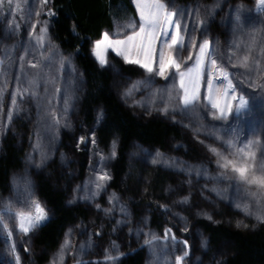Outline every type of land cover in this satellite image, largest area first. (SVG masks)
Listing matches in <instances>:
<instances>
[{"label":"rangeland","instance_id":"rangeland-1","mask_svg":"<svg viewBox=\"0 0 264 264\" xmlns=\"http://www.w3.org/2000/svg\"><path fill=\"white\" fill-rule=\"evenodd\" d=\"M29 2L36 4L37 0H12L11 11L9 10L8 0H3V7H0V28L2 29L0 59H5V48H10L12 45L16 46L11 51V56L14 59L13 67L11 68L12 74L19 71V55L25 54L24 49L31 50L32 45L35 43L29 39L30 25L36 22L34 13L30 19L27 18ZM17 3L21 5L18 11L15 10ZM175 4L178 7H186L190 13L186 14L182 19V24L187 26V32H182L185 37V44L189 45V40L192 37H195L197 42L196 48H192L189 45L187 50L181 54L182 60L186 62V67L194 65L195 55L199 52V44L203 42V39H209L211 42L210 50L214 51L218 64L229 72L237 92L249 100L248 109L239 115L234 113L226 120H213L210 115L212 111L210 105L206 108L202 107L199 110L204 118L205 127L199 133H196L192 128L190 119L183 121V123L189 124V127L185 128L182 123L174 122L171 117L166 118L159 111H152L147 106H133L136 101L153 99L151 93L154 89L142 88L139 92H135L133 98L127 102L122 98V93L132 82L147 79L149 74L138 65L125 64L121 57L116 56L109 49L106 53L109 64L104 69L110 72V88L119 103L136 119L148 120L156 118L177 124L181 130V139L169 140L162 149L133 143L127 153V171L123 178L120 196L109 187V180L103 190L93 200L77 199L76 203L69 204V200L74 199V197L86 196L89 195L90 191H95L94 182L97 176L105 172L110 174L109 166L114 159L108 158L112 151V143L107 150L100 148L97 143L95 145L92 143V136L98 125L96 117L99 111L95 112V125L93 126H86L80 119L79 104L83 97L84 86L81 71L74 62V54L66 55L62 53L57 45L50 40L51 46L57 55L52 67L45 69V72L52 76H58L57 86L61 89L70 86L72 93V103L67 113V119L71 126L68 128L60 127L59 129L67 136L65 143L61 144L59 136L54 142H49L50 135L45 134L40 142V148L34 147L37 144L34 129L40 126L38 121L43 112L42 109L38 111L34 100L24 99L18 101L22 105L23 110L18 116L14 117L13 123L7 129H3V125L7 123V108H5L3 114H0V132H3V134H0V144L3 138L10 133V137L14 138L15 144L24 148L25 151L23 170L11 175L8 193L2 198V200H11L13 203V219L11 221V225L15 229L13 239L20 241L18 245L19 254L25 258L23 264H35L32 252L24 251L25 247L31 248V244L30 241L27 244L23 242L28 238L21 236L18 230V221L15 219V212L17 211L34 212V208L23 203L24 198L20 195L23 189L21 188L18 191L13 185V177L22 180L25 173L32 181L35 193L34 198L42 204L49 216V211L38 199L34 188V179L39 173H44L48 176L55 189L65 190L67 206L81 205L87 211L85 224L75 223L65 232L68 233L71 230L70 241L73 247L64 255L63 264H76L77 259L87 260L89 264H119V261H108L105 250L109 249L114 242L121 252L127 253L130 249H139L144 245V233H155L161 237L158 247L167 249L168 255L161 256L160 264H164L165 261L168 264H175L176 255H182L183 245L179 244L172 248L170 238L169 241L165 242L163 236L166 228L172 229L171 235H175L177 240H187L189 244L188 250L190 251V264H201V261H203V264H219L221 260L230 255L231 247L226 242H220L217 246L209 244L208 249L202 248L201 237H206L209 240V236L204 231L201 222L212 225L221 224L244 232L255 231L260 226H264V223L257 222L253 216L245 215L236 208V201L248 202L242 190L238 193L235 187L229 186L228 181L218 183L212 179V177L218 175L220 169L217 167V157L209 151L210 147H216L224 155L234 151V149H226V144L224 143V141L233 138L235 134L233 130L238 133V146L242 147L244 143L252 139L264 145V87H262L264 85V73L258 76L255 71L248 73L242 68L232 67V64L237 63L238 59L242 58L248 51L249 46L252 48V57L259 60L261 65L264 66V51H262L264 50V9L260 8L258 0H211L206 5L190 0H175ZM133 6L135 8L134 4ZM208 9L213 10L212 17L207 16ZM197 12L199 15H197ZM133 17L137 22L139 21L136 9ZM133 17L115 20L123 24L127 19ZM44 19H48V17H40L41 22ZM201 19L206 22L204 27H201L199 23ZM238 24L242 26V31L237 29ZM16 25L19 27L14 28ZM13 28L14 35L9 38L8 33ZM38 28L39 25L37 26L36 34H38ZM115 31L116 26L113 21V29L104 31L98 40L102 39L105 32L111 34ZM130 32L131 29L128 30V34ZM120 38H123V35ZM98 40L91 43L89 55L99 65L92 53V49ZM21 44H23V48L20 47ZM237 44H239V47H236ZM189 53L193 56L191 60L187 58ZM44 55L47 56L49 53L45 50ZM36 57L39 58V51H37ZM27 58L31 59L32 57L28 56ZM61 58H65L66 62L70 60V63L67 64L66 70L57 72L56 69L60 67L59 61ZM112 65L119 69V73L111 67ZM120 65L132 69L135 74L125 72ZM186 67L182 66V70H186ZM26 71L32 70L26 69ZM153 80L155 88L173 87L175 85V89L179 90V78L174 75V70H172V75L167 80L159 76H154ZM221 80L222 78L216 81L218 86L221 84ZM250 84L253 86L250 87ZM16 87V81L10 78L7 85L6 100L4 101L6 106H10V94L16 90ZM45 89H48V91L46 92ZM36 91L38 96L44 98L43 104L46 105L47 101L51 100L55 111L58 114L63 112V93L53 94L52 85L47 83L46 77L41 78ZM206 91V86L201 88L202 94H206ZM205 103L203 99L200 101L201 105ZM177 119H180L179 116ZM213 126H215V129H213ZM213 131H215V135H213ZM217 135L220 136V140L216 139ZM81 137H84L86 141L83 145L79 144ZM41 150L50 153L51 159L44 167L39 168L36 165L40 163ZM157 150L168 157L174 158L177 161L176 167L169 168L163 165H153L151 160ZM256 151L259 160L261 158L260 150L257 149ZM61 155L65 157L63 163L61 162ZM82 160L83 163H81ZM181 166L186 169L201 168L207 171L201 177H197L194 174L189 177L184 171L180 170ZM159 174L160 176H158ZM157 176L164 177L163 185L159 191L153 186ZM190 178L193 181L191 186L186 182ZM214 186L221 189L227 188L225 193L227 198L220 199L215 192L208 191ZM170 187L179 189V192L173 193L169 191ZM202 190L204 192L203 196L201 195ZM189 192H191V207H182L175 203L182 196L188 195ZM113 193L119 197L120 203L126 205L132 213L130 224H125L121 227L116 226V221L122 219L119 206H116V210L110 216L105 215L102 210L113 207V205L109 204V197ZM205 196L208 197L207 200L204 198ZM17 199L21 201L19 206L15 204ZM96 203L101 205V210L95 207ZM132 204L136 206L131 207ZM163 204L168 205L169 210L167 212L160 207ZM200 212L211 214L214 220L219 221V223H213L203 216L197 215ZM176 213L179 216L187 217V231L184 230L185 225L178 219ZM5 215L6 210L3 206H0V216ZM151 217L155 219L152 225L150 223ZM238 224L240 225L239 227H237ZM244 225H247V227H244ZM0 228H2V225H0ZM114 228L116 229L115 231ZM97 231L101 233L100 236L94 235ZM89 235L92 236L94 241L93 246L86 249L85 252H79L80 246L88 240ZM5 238L6 233L0 235V264H7V261L11 259L5 250L7 247ZM64 239L65 235L58 249L50 255L48 264H53V257L60 249ZM144 249L146 250L144 264H148L150 259L149 252L146 247ZM198 257L199 259H197ZM57 264H59V261H57Z\"/></svg>","mask_w":264,"mask_h":264},{"label":"snow or ice","instance_id":"snow-or-ice-1","mask_svg":"<svg viewBox=\"0 0 264 264\" xmlns=\"http://www.w3.org/2000/svg\"><path fill=\"white\" fill-rule=\"evenodd\" d=\"M52 0H37L36 4L29 2L27 8V18H31L33 13L36 17V22L30 25L31 31L29 32L30 41H34L31 50L24 49L25 54L19 55V71L15 74L11 73L14 59L11 56V51L16 46L12 45L10 48L4 49L5 59H0V114L6 111L7 123L3 125V129H7L14 121V117L18 116L23 110L19 100L31 99L37 104L38 111L43 110L40 115L38 124L40 125L34 129V135L36 137L37 144L34 146L37 149L40 148V142L44 138L45 134L50 135L49 142H54L58 139L60 127L68 128L70 123L67 119V113L72 103V93L70 86H66L61 89L57 86L58 76H52L45 72V69H50L53 65V61L57 53L51 46L49 39L50 24L55 22L57 13L51 7ZM135 5L136 13L139 16L137 22L135 18H129L123 24L114 19V25L116 31L114 33L105 32L102 39L98 40L92 53L96 60L99 62L101 68H104L109 64L106 53L110 49L112 52L123 59L127 65H138L146 73L148 78L144 80H138L132 82L122 93V98L127 102L133 98L135 92H139L142 88L154 89L151 96L153 99L147 101H136L133 106H147L152 111H159L166 118L171 117L176 123H182L185 128L189 127V124L183 123L185 119H190L192 122V128L194 132L199 133L202 128L205 127L203 123V116L200 112V108H206L208 105L211 107L210 115L213 120H226L234 113L239 115L249 106V100L240 95L234 87L233 80L230 78V74L222 66H220L215 58L214 51L210 50L211 42L209 39H203V42L199 44V52L195 55V63L192 67H186V62L182 60L181 54L187 50L190 45L192 48L197 47L195 37L189 40V45L185 44V37L182 32H187V26L182 24V19L186 14H190L189 10L183 6H176L175 0H132ZM9 10L11 11L12 0H8ZM258 4L261 9H264V0H258ZM0 7H3V0H0ZM21 5L17 3L15 10H20ZM212 9L207 10V16L212 17ZM197 15L199 13L197 12ZM45 16L48 19L40 21V17ZM201 27L205 26V20L199 21ZM38 34H36L37 26ZM19 27L18 25L14 26ZM14 28L8 33L10 38L14 35ZM131 29L130 34L128 30ZM138 29V30H137ZM238 30H243L241 25H237ZM75 31V29H74ZM123 35V38H120ZM218 43V42H217ZM254 43V41H253ZM23 48V44L20 45ZM239 47V44L236 45ZM45 50L49 55L45 56ZM39 51V58L36 57V53ZM264 51V50H262ZM252 48L248 47V51L242 58L238 59L237 63H233L232 67L242 68L246 72L251 73L255 71L258 76L264 73V66L261 65L259 60H256L251 55ZM31 56V59L27 57ZM188 60L193 59L191 53L188 54ZM7 60V65H6ZM207 61V66H206ZM231 62V59H230ZM70 60L61 58L59 61L60 67L56 69L57 72L66 70L67 64ZM182 66L186 67V70H182ZM111 67L119 73V69L115 68V65ZM207 67V71H206ZM31 69L32 71H26ZM174 70V75L179 78V90L173 87H160L155 88L154 76H159L162 79H169ZM75 71V69H73ZM42 77H46L47 83L52 85V93H63V112L58 114L51 100L47 101V104H43V97L37 95V87ZM12 78L16 81V90L11 92L10 106H6L4 101L6 100L7 85L9 79ZM222 78L221 84L218 86L216 81ZM206 86V94H202L201 88ZM253 86L252 84L249 85ZM264 87V85H262ZM47 92L48 89H45ZM206 103L200 104L201 100ZM159 101V102H158ZM59 116V118H58ZM179 116V120L177 117ZM103 112H99L96 117V123L100 124L104 120ZM50 121V122H49ZM63 121V124H62ZM215 129V126H213ZM234 131L232 139L224 141L226 149H234L230 151L228 155H224L218 151L216 147H210L209 151L217 157V167L220 172L217 176L212 177L216 182L228 181L230 187H235L239 193L241 190L244 196L247 198V203L240 201L235 202V206L238 210L242 211L245 215L253 216L257 222L264 223V145H261L257 140H248L243 146H238V133ZM3 134V132H0ZM215 135V131H213ZM217 140H220V136H216ZM84 137H81L79 144H85ZM92 143L95 145V133L92 136ZM203 143V141H201ZM117 141L112 142V151L108 158L114 159L117 155L116 152ZM257 149L260 150V159L257 158ZM51 159L50 153L43 150L40 151V163L36 165L39 168L44 167ZM65 157L61 155V162L63 163ZM151 163L153 165H163L169 168H174L177 165V161L166 156L161 151L157 150L155 156L152 157ZM181 171H184L186 175L191 177L193 174L197 177H201L206 173V169L201 168H185L181 166ZM111 180V176L108 173H103L97 176L94 182L95 191H90L89 195L77 196L74 199L69 200V204L76 203L77 199H83L85 201L93 200L101 190L105 187L107 181ZM190 186L192 185V179L186 181ZM13 185L19 191L21 188L23 191L20 195L23 196V203L31 208H34V212L17 211L15 212V219L18 221V230L22 237H27V240L23 242L29 243L34 239L42 227H45L50 221V216L40 202L34 198V190L32 181L25 173L22 180L13 177ZM169 191L178 193L179 189H172ZM208 191L215 192L220 199H226L225 193L227 188L213 187ZM201 195H204L203 190ZM206 200L207 196L204 197ZM21 201L17 199L15 204L19 206ZM175 203L183 206L191 207V192L188 195L182 196ZM109 204L113 205L111 208L102 209L105 215L110 216L115 210L116 206H119L122 219L116 221V226L121 227L125 224L131 223L132 213L129 211L126 205L121 204L119 197L113 193L109 197ZM0 206L6 210L5 216H0V235L6 233L5 244L6 252L11 257L7 261V264H23L24 257L19 254L20 241L14 240L15 229L11 225L13 219V203L11 200H0ZM98 210H101L99 203L95 204ZM161 208L167 212L169 207L167 204L160 205ZM178 219L185 225L184 230L187 231V217L179 216L176 213ZM197 215L203 216L205 219L219 223L214 220V217L207 212H200ZM240 225L238 224L237 227ZM82 227V225H81ZM247 227V225H244ZM116 229L114 228V231ZM172 229L166 228L163 236L165 242L171 241V247L175 248L177 245H183L182 255H176L175 264H190V251L187 240L179 241L175 235H171ZM72 235L71 230L65 233V239L60 246V249L53 257V264H63L64 255L73 247L70 237ZM95 236H100L101 233L97 231ZM144 245L139 249H130L129 252H121L115 242L109 249L105 250L106 259L108 261L116 262L119 264H127L128 260H133L139 255L141 251L146 247L149 252L148 264H160L161 256H167L168 252L165 248H159V241L161 237L155 233H144ZM11 243L9 244V242ZM94 244L92 236L89 235L88 240L82 244L79 248V252H85L86 249L91 248ZM210 241L206 237H201V247L208 249ZM25 252H30V247L24 248ZM199 259V257L197 258ZM76 264H89V261L84 259H77ZM164 264H168L167 261ZM203 264V261H201Z\"/></svg>","mask_w":264,"mask_h":264},{"label":"trees","instance_id":"trees-1","mask_svg":"<svg viewBox=\"0 0 264 264\" xmlns=\"http://www.w3.org/2000/svg\"><path fill=\"white\" fill-rule=\"evenodd\" d=\"M190 1L206 5L211 0ZM51 7L57 16L50 24L49 38L62 53L74 54V62L81 71L84 92L79 104L80 119L86 126H93L95 112L102 111L105 118L95 128L96 143L107 150L113 140L117 141V155L109 166L111 180L108 185L120 196L131 145L137 143L162 149L169 140H180L181 130L177 124L156 118L136 119L112 92L110 72L101 68L89 55L91 43L98 40L104 31L113 29L114 19L124 20L135 15L131 0H52ZM1 33L0 28V36ZM120 67L135 74L128 67ZM59 137L61 144L65 143V133L59 131ZM24 154V148L15 144L10 133L1 141L0 200L8 193L11 175L23 170ZM158 176L153 186L159 191L164 177ZM34 180L36 195L49 211L51 219L30 241L31 252L35 264H48L50 255L58 249L67 229L75 223L85 224L87 211L81 205L67 206L65 190L55 189L44 173L36 175ZM154 220V217L150 218L151 225ZM201 224L212 246L226 242L231 247L230 255L219 264H264V226L244 232L221 224ZM145 255L146 250L143 249L127 264H144Z\"/></svg>","mask_w":264,"mask_h":264}]
</instances>
